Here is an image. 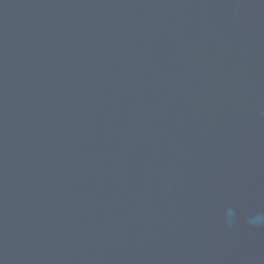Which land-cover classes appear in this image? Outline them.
Listing matches in <instances>:
<instances>
[{
    "label": "water",
    "instance_id": "obj_1",
    "mask_svg": "<svg viewBox=\"0 0 264 264\" xmlns=\"http://www.w3.org/2000/svg\"><path fill=\"white\" fill-rule=\"evenodd\" d=\"M258 213L264 0H0V264H264Z\"/></svg>",
    "mask_w": 264,
    "mask_h": 264
},
{
    "label": "clouds",
    "instance_id": "obj_2",
    "mask_svg": "<svg viewBox=\"0 0 264 264\" xmlns=\"http://www.w3.org/2000/svg\"><path fill=\"white\" fill-rule=\"evenodd\" d=\"M235 218V212L233 209H228L226 213V222L229 226H231L233 220ZM248 223L254 226H264V213H258L254 216L249 217Z\"/></svg>",
    "mask_w": 264,
    "mask_h": 264
}]
</instances>
